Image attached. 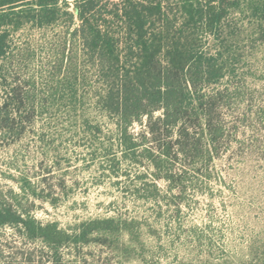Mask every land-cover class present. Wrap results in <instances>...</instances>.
<instances>
[{
  "label": "rangeland",
  "instance_id": "1",
  "mask_svg": "<svg viewBox=\"0 0 264 264\" xmlns=\"http://www.w3.org/2000/svg\"><path fill=\"white\" fill-rule=\"evenodd\" d=\"M232 16L229 71L191 96V107L211 109L214 143L201 112L186 117L179 138L183 127L165 132L157 109L127 127L139 146L127 155L117 118L99 102L106 84L69 37L76 24L61 18L11 35L0 105L11 85L23 101L10 105L23 107L10 115L13 130H0L1 201L69 235L96 218L126 227L54 251L41 236L0 226V264H264V23ZM166 143L169 160L156 168Z\"/></svg>",
  "mask_w": 264,
  "mask_h": 264
},
{
  "label": "trees",
  "instance_id": "2",
  "mask_svg": "<svg viewBox=\"0 0 264 264\" xmlns=\"http://www.w3.org/2000/svg\"><path fill=\"white\" fill-rule=\"evenodd\" d=\"M71 2L0 0V80H5L1 63L9 53L11 35L16 30L25 25L47 27L63 18L70 26L76 24L68 31L69 37L78 39L81 55L106 84L99 102L105 112L117 118V145L124 155L134 154L139 148L127 127L157 109L162 110L157 122L165 132L178 125L183 127L179 138L188 135L186 117H198L201 112L209 141L214 143L216 131L212 130L211 109H199L202 105L191 107V96L200 86L219 82L229 71L228 62L234 59L230 42L236 35L232 15L246 12L258 25L262 24L264 0ZM7 86L9 101L0 105V130L10 132V115L23 107L10 104L22 103L23 98L16 87ZM177 143L179 147V139ZM170 148V143L161 147L153 160L154 167L169 160ZM163 177L172 178L168 173ZM1 200L0 226H19L28 236H41L54 251L69 239L84 244L93 236L118 235L126 227L113 218H96L83 222L69 235L54 223L36 225Z\"/></svg>",
  "mask_w": 264,
  "mask_h": 264
}]
</instances>
